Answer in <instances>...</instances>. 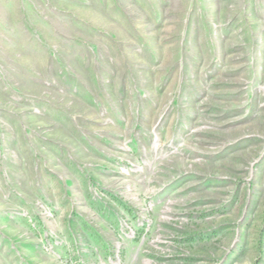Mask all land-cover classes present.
Returning a JSON list of instances; mask_svg holds the SVG:
<instances>
[{"label": "rangeland", "instance_id": "rangeland-1", "mask_svg": "<svg viewBox=\"0 0 264 264\" xmlns=\"http://www.w3.org/2000/svg\"><path fill=\"white\" fill-rule=\"evenodd\" d=\"M1 204L63 246L0 264H264V0H0Z\"/></svg>", "mask_w": 264, "mask_h": 264}, {"label": "crops", "instance_id": "crops-1", "mask_svg": "<svg viewBox=\"0 0 264 264\" xmlns=\"http://www.w3.org/2000/svg\"><path fill=\"white\" fill-rule=\"evenodd\" d=\"M64 170L62 172L66 173V171ZM77 177L78 176L75 177L76 178L75 181L78 182L79 179H77ZM49 185H51L49 187H53V188L59 187L63 189V192L65 190V187L64 185H61V182H59V184L57 183V185L52 184V183H50ZM46 190L47 189L45 188L44 191ZM32 204L34 203L32 202ZM39 208L41 207L39 206L35 208V206L32 205L31 208H27L28 213L19 212V214L15 215L13 214V212H9L8 206L1 204L0 205V233L4 237V241L7 239H10V241H12V244L10 245L9 248L7 247V249H13L12 247H14L19 252L20 255L25 256V257L31 256L33 258H40V260H43L46 257L50 259H55L57 255H60L61 253L60 249H61V246H63L60 240H56L54 244L51 243V247H53L52 248L53 250L48 253H45L44 251L39 250L40 247L37 246V243L35 241V235H34L35 223H32V222L34 221L35 214L37 212V209ZM48 208H49L48 205L47 206L44 205L43 210L49 216V215H52V213L51 211L49 213L47 212ZM30 210H32V212ZM54 215L56 216V219L49 218L50 219L49 221H51L57 227V229H59L62 232V234L65 235V239L63 240H67L68 237L65 233L66 232L65 227L63 225L64 211L62 212V210L59 209L57 213ZM44 254H47V255L45 256ZM52 254H54V256ZM0 255L2 257L8 256L7 253L5 252H2ZM6 261L8 262V260ZM5 264L7 263L5 262Z\"/></svg>", "mask_w": 264, "mask_h": 264}, {"label": "water", "instance_id": "water-1", "mask_svg": "<svg viewBox=\"0 0 264 264\" xmlns=\"http://www.w3.org/2000/svg\"><path fill=\"white\" fill-rule=\"evenodd\" d=\"M158 124H159V122H158ZM158 124L156 126H158ZM155 137H156V132H155Z\"/></svg>", "mask_w": 264, "mask_h": 264}, {"label": "bare ground", "instance_id": "bare-ground-1", "mask_svg": "<svg viewBox=\"0 0 264 264\" xmlns=\"http://www.w3.org/2000/svg\"><path fill=\"white\" fill-rule=\"evenodd\" d=\"M156 139H157V137H156Z\"/></svg>", "mask_w": 264, "mask_h": 264}]
</instances>
